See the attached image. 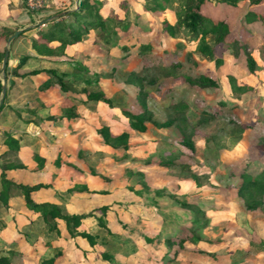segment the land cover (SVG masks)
<instances>
[{
	"label": "rangeland",
	"instance_id": "obj_1",
	"mask_svg": "<svg viewBox=\"0 0 264 264\" xmlns=\"http://www.w3.org/2000/svg\"><path fill=\"white\" fill-rule=\"evenodd\" d=\"M21 1L27 22L7 28L14 32L75 7V0H42L41 8L31 10ZM87 1L98 7L105 30L90 29L73 46L51 43L52 56L40 59L31 56V42L45 26L10 43L0 116L9 113L36 128L16 132L22 150L4 154L0 175L16 166L4 171L6 179L46 185L31 199L84 216L77 231L91 235L94 244L68 233L61 220L49 231L11 190L8 206L0 204V255L16 253L13 264L51 258L53 264H264V196L249 201V209L238 193L246 162L250 173L264 169V26L250 25L248 36L234 31L254 63L250 72L244 53L226 45L219 64L195 51L180 25L184 0ZM247 11L260 13L264 22V4L250 0L236 9L213 0L204 13L237 25ZM7 38L0 36V52ZM24 57L29 59L19 74L54 69L69 75L68 91L46 74L15 77ZM186 75L206 76L215 86L178 79ZM232 81L242 92H234ZM140 89L147 94L144 132L130 130L122 114L132 111ZM87 92H100L108 103L88 101ZM180 105L185 112L178 111ZM167 122L172 123L163 127ZM106 128L111 135L128 133L126 151L103 144L98 132ZM187 137L193 152L179 145ZM169 149L182 154L175 166L157 162ZM83 186L87 192H77Z\"/></svg>",
	"mask_w": 264,
	"mask_h": 264
},
{
	"label": "trees",
	"instance_id": "obj_2",
	"mask_svg": "<svg viewBox=\"0 0 264 264\" xmlns=\"http://www.w3.org/2000/svg\"><path fill=\"white\" fill-rule=\"evenodd\" d=\"M213 0H184V8L182 11L180 25L182 26V31L184 35L189 39L190 42L193 43L195 47V51L199 53L201 56L206 57L209 60L215 61V63H220V54L222 52L221 46L226 45L227 50H232L234 52H242L245 55V62L248 70L252 72L254 70V63L250 58L248 51L246 50L245 43L243 41V36L234 32L235 29H239L243 32L245 36L249 35L248 28L253 24H261L264 26V22L262 21V15L257 13L256 11H247L239 18V23L237 25L232 23L229 19H212L209 15L205 14L204 11L206 9V5ZM216 4H223L228 8L236 9L238 7V3L241 0H214ZM251 5H259L264 4V0H250ZM68 18V21L66 19ZM106 21L102 20V18L98 15V7H93L87 0H80L79 8L77 11H74L67 15L64 18L59 19L56 22L46 24L45 27L38 30L36 33L37 38L31 42V49L36 56L40 58H46L47 56H52L53 51L56 49L49 46L51 43H57L59 48H63L66 46H73L78 44L81 41V37L88 32L90 29L99 28L101 30H105ZM0 36H4L7 38L14 31H11L7 28H2L0 30ZM20 35L17 37L19 38ZM16 38V39H17ZM14 39L13 41H15ZM12 41V42H13ZM224 49V51H225ZM3 57V51L0 52V62ZM29 57H24L19 60L18 65L13 72V75L18 78H25L27 76H38L41 74H46L49 79L57 85L62 92H67L68 88L66 86L67 78L69 75L64 73H58L55 70H32L27 73H18L17 71L21 69L22 66L25 65ZM7 68V67H6ZM76 69H81V71H85L86 69L79 67L75 64ZM6 72V71H5ZM6 76V75H5ZM72 77L81 79L83 84L86 86L90 85L88 79H84L79 75H72ZM1 77H0V92H1ZM179 80L188 83L190 86H200V87H213L215 83L206 76H199L197 78H192L189 76H180ZM48 86V83L45 84ZM232 89L234 92H242V87L235 86L232 81ZM86 92V91H84ZM86 98L88 101H108L104 99L103 95L100 92H87ZM147 94L143 92L141 89L137 94V99L133 102V109L131 110H123L122 114L126 117L128 122V127L130 130H134L137 132L145 131V122L148 120L146 108L144 105L145 96ZM6 98V96H5ZM5 107V99L0 109V115ZM178 111L185 112L186 106L180 105L178 106ZM207 117H205L206 119ZM263 119V118H262ZM261 119V120H262ZM207 121V120H206ZM28 123V122H27ZM35 123V122H34ZM172 122H167L163 124V127H168ZM193 132V131H191ZM98 134L100 135L102 142L104 145L109 146L113 149H121L123 151L127 150V142H128V133L122 132L118 135H111L108 129L99 130ZM5 139L3 144L10 151H18L19 145L16 140H14L8 134H4ZM190 136V135H189ZM179 145L186 149L188 152H193V144L189 137L182 139L179 142ZM171 150L166 157H164L163 153L160 152L157 156V162L159 164H163L166 166H175L177 165V160L179 156L182 154L178 151V149H169ZM126 156V155H124ZM152 160H147L146 162H150ZM249 162H246L245 169H242V172L239 174V186L238 193L244 198V201L247 202V206L249 209H253L252 204L249 205V201H253L256 197L264 196V169L257 173L248 172ZM16 169V166H8L2 170L0 175L2 188L0 190V204L3 207H7L8 199L10 197V191L16 190L19 192V196L23 200L26 209L35 213L42 222L47 226L49 231L56 230V221L61 220L68 233L76 234L80 237L85 238L90 244L93 243V238L91 235H88L83 232H78L77 228L80 227L81 221L84 216L79 215H67L64 214L60 208L53 204H38L33 202L30 197L32 192L39 191L41 189L47 188L46 185H35V186H25L21 184H15L12 181L6 179L4 171L9 169ZM77 192H87L86 187H80L77 189ZM100 210V209H99ZM105 209H101L104 211ZM93 214V213H92ZM92 214H88L87 216H92ZM100 227H104V224L100 223ZM172 239H166L165 243L169 246L172 244ZM16 253H10V256H2L0 255V264H13L12 257H16ZM44 264H53L54 259H48L43 261Z\"/></svg>",
	"mask_w": 264,
	"mask_h": 264
},
{
	"label": "crops",
	"instance_id": "obj_3",
	"mask_svg": "<svg viewBox=\"0 0 264 264\" xmlns=\"http://www.w3.org/2000/svg\"><path fill=\"white\" fill-rule=\"evenodd\" d=\"M50 1L62 2L64 0H50ZM21 4H22L21 0H0V28H10V29L14 27L20 28L21 24L23 26V24L27 22V16L23 13V7H21ZM54 8H58V7H54ZM31 56H36V55H31ZM36 57L40 59V57L38 56ZM49 69L45 68V70H49ZM8 115L10 114L8 113L4 117L0 116V165L3 156L8 155L10 153L9 149L3 144L4 140L1 137L6 133L9 136H11L14 140H18V145H19L18 151H19L22 150L20 147V136L17 137V135H15L16 132L22 130V132L25 131V133H27L29 130L27 125H32L33 127L36 128V126H34V124L32 123L23 124L24 122L22 123L19 118H16L15 120V118L13 119ZM8 180L11 179L8 178ZM11 181L15 183L13 180ZM24 185L28 186L30 184H27L26 182V184Z\"/></svg>",
	"mask_w": 264,
	"mask_h": 264
},
{
	"label": "water",
	"instance_id": "obj_4",
	"mask_svg": "<svg viewBox=\"0 0 264 264\" xmlns=\"http://www.w3.org/2000/svg\"><path fill=\"white\" fill-rule=\"evenodd\" d=\"M79 2H80V0H75V7L73 10H65V11L59 12L55 15H52L50 17L43 19L42 21H40L39 23H37L36 25H34L32 27H27L24 29H18L10 37L7 38L6 45H5L4 50H3V57L1 60V67H0V76L2 77V79H1V92H0V109H1V106H2L3 101L5 99V94H6L5 71H6V67H7V63H8L10 43L26 30H29V29L36 27V26H45L46 24L56 22L59 19L66 17L70 13L77 11L79 8Z\"/></svg>",
	"mask_w": 264,
	"mask_h": 264
},
{
	"label": "built area",
	"instance_id": "obj_5",
	"mask_svg": "<svg viewBox=\"0 0 264 264\" xmlns=\"http://www.w3.org/2000/svg\"><path fill=\"white\" fill-rule=\"evenodd\" d=\"M28 7L31 10L39 9L42 7L43 1L42 0H26Z\"/></svg>",
	"mask_w": 264,
	"mask_h": 264
}]
</instances>
